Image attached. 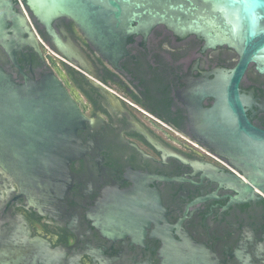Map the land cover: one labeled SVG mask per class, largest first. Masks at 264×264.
I'll list each match as a JSON object with an SVG mask.
<instances>
[{"label":"flooded vegetation","instance_id":"flooded-vegetation-1","mask_svg":"<svg viewBox=\"0 0 264 264\" xmlns=\"http://www.w3.org/2000/svg\"><path fill=\"white\" fill-rule=\"evenodd\" d=\"M9 1L23 23L8 20L14 58L0 45V68L19 86L57 79L84 117L73 144L84 152L66 198L41 211L0 168V264H264V193L246 191L251 170L223 150L240 120L237 50L159 24L110 62L71 18L49 30L27 0ZM237 98L264 135L256 64Z\"/></svg>","mask_w":264,"mask_h":264},{"label":"water","instance_id":"water-1","mask_svg":"<svg viewBox=\"0 0 264 264\" xmlns=\"http://www.w3.org/2000/svg\"><path fill=\"white\" fill-rule=\"evenodd\" d=\"M35 18L49 30L66 16L76 22L92 46L110 62L126 52L127 38L139 28L163 24L179 34L206 37L213 46L237 50L240 61L232 70L230 106L238 114L237 131L223 150L253 175L244 183L248 193H264V148L253 143L255 131L238 103V82L250 63L264 73V0H27ZM13 4L0 0V45L14 58L7 31ZM21 41H19L20 43ZM239 109V110H238ZM84 117L55 78L19 86L0 68V168L13 177L29 206L41 211L63 201L72 185V164L83 154L73 146ZM244 133L246 145L240 138ZM241 202L240 197H236Z\"/></svg>","mask_w":264,"mask_h":264},{"label":"snow or ice","instance_id":"snow-or-ice-1","mask_svg":"<svg viewBox=\"0 0 264 264\" xmlns=\"http://www.w3.org/2000/svg\"><path fill=\"white\" fill-rule=\"evenodd\" d=\"M252 4L250 2H248V0H246V8H251Z\"/></svg>","mask_w":264,"mask_h":264}]
</instances>
